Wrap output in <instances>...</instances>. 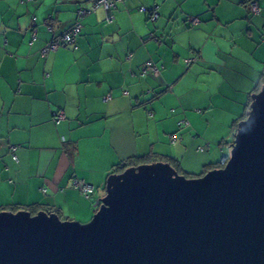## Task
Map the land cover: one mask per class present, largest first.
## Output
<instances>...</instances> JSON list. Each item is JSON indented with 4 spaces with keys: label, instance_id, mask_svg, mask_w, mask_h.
<instances>
[{
    "label": "crops",
    "instance_id": "crops-1",
    "mask_svg": "<svg viewBox=\"0 0 264 264\" xmlns=\"http://www.w3.org/2000/svg\"><path fill=\"white\" fill-rule=\"evenodd\" d=\"M90 1L0 0V211L38 205L87 223L112 167L133 157L201 173L211 158L193 154L197 113L215 106L237 120L264 75V0H254L257 15L251 0H124L111 21L101 8L83 18L76 47L42 56ZM148 62L158 76L140 74ZM58 111L65 119L55 124ZM73 144L71 157L64 146ZM75 180L93 194L84 197Z\"/></svg>",
    "mask_w": 264,
    "mask_h": 264
},
{
    "label": "water",
    "instance_id": "water-1",
    "mask_svg": "<svg viewBox=\"0 0 264 264\" xmlns=\"http://www.w3.org/2000/svg\"><path fill=\"white\" fill-rule=\"evenodd\" d=\"M229 149L199 177L163 162L109 175L85 224L0 211V264H264V83Z\"/></svg>",
    "mask_w": 264,
    "mask_h": 264
},
{
    "label": "built area",
    "instance_id": "built-area-1",
    "mask_svg": "<svg viewBox=\"0 0 264 264\" xmlns=\"http://www.w3.org/2000/svg\"><path fill=\"white\" fill-rule=\"evenodd\" d=\"M118 1H120V0H96L92 3V5L90 6V8L88 10H85V9L78 10L76 13V17H77L76 20L77 21L74 24V26L64 35L55 36L46 45V47L43 48V50L41 51L42 56L46 55L50 51H55L59 48H66V47H73L74 48V46H72V45L74 44L77 36L79 35V33L81 31V24H80L79 20L83 19V17H85L89 13H95L96 10L99 8H101L105 11L112 10L115 8V4ZM248 9H249V13L251 15H257L260 11L259 6L255 1H250L248 3ZM139 11L145 12L146 10L144 8H140ZM149 15H150V20L155 21L157 19V13L155 11L151 12ZM34 20L35 19H33V21ZM108 21H111V20H108ZM188 22L191 26H195L199 23V20L197 18H190V19H188ZM35 37H36V30L33 31L31 39L33 40V39H35ZM193 62H194V60H186L185 61L187 66ZM147 73L151 74L153 76H158V70L151 62L146 63L142 67L141 72H140V74L142 76H144ZM64 119H65V116H64V113L62 111L56 112L53 116V122L55 124H59ZM186 125L187 124L184 120H181L180 122H178L179 128L186 127ZM177 141H178V136L176 134L170 136V143L171 144H174ZM200 151H202V150L200 149ZM73 187L78 189L81 192V194L86 198H89L93 194V191H94L92 186L87 185L84 182L77 181V180H75L73 182ZM43 192H45V191L43 190ZM95 205L96 206L98 205V201L95 203Z\"/></svg>",
    "mask_w": 264,
    "mask_h": 264
},
{
    "label": "rangeland",
    "instance_id": "rangeland-1",
    "mask_svg": "<svg viewBox=\"0 0 264 264\" xmlns=\"http://www.w3.org/2000/svg\"><path fill=\"white\" fill-rule=\"evenodd\" d=\"M221 96L223 97L222 94ZM244 96L245 98L247 97V95H243V97ZM222 97L220 99H222ZM245 105L246 103L243 104V107L240 110L241 112L236 116L237 118L243 114V108L245 107ZM223 111L224 110H221L220 108H217L215 106L211 110H204L202 112L199 111V113L197 114H200L201 121L196 126V130H192V133L190 134V139L195 140L192 142H196V141L198 142L197 144H193V150H195L193 154H198V156L209 155L211 160L208 163H214L216 161H219L223 155L224 156L229 155L230 149L227 143L232 141L233 134L231 133L232 132L231 127L233 125L232 121L234 120L228 121V120L223 119V114H222ZM195 114H196V111H195ZM224 120L225 122H223ZM206 145L210 146V147L208 146L210 148L209 151H206L203 153H198L196 151L197 147H203ZM198 169L199 168L197 169L195 168V170L188 171L190 173L184 174V176L185 175L187 176L197 175L198 173H200ZM190 178H193V177H190ZM80 224H85V223H80Z\"/></svg>",
    "mask_w": 264,
    "mask_h": 264
},
{
    "label": "trees",
    "instance_id": "trees-1",
    "mask_svg": "<svg viewBox=\"0 0 264 264\" xmlns=\"http://www.w3.org/2000/svg\"><path fill=\"white\" fill-rule=\"evenodd\" d=\"M28 1V0H27ZM29 1H32V0H29ZM94 1H96V0H91L90 1V6L92 5V3L94 2ZM251 1H254V0H251ZM250 2V1H249ZM248 2V3H249ZM90 6H89V8H90ZM89 8H79L78 10H80V9H85V10H88ZM77 10V11H78ZM77 11H76V13H77ZM90 14H93V13H89L88 15H90ZM88 15H86V16H88ZM85 16V17H86ZM85 17H83V18H85ZM33 19H35V18H33ZM33 19H32V21H33ZM76 19H77V17H76ZM150 19V18H149ZM35 21V20H34ZM33 21V22H34ZM76 21L77 20H75V22H74V24L76 23ZM81 21H82V19L81 20H79V22H80V24H81ZM74 24H72V25H70L68 28H66L63 32H61L60 34H58V35H54L53 37H52V39L55 37V36H62V35H64L65 33H67L73 26H74ZM34 30H36V28H32V31H31V36H32V33H33V31ZM36 32H37V30H36ZM80 34V33H79ZM79 36V35H78ZM77 36V37H78ZM51 39V40H52ZM50 40V41H51ZM49 41V42H50ZM48 42V43H49ZM47 43V44H48ZM46 44V45H47ZM46 45L44 46V48L46 47ZM72 46H74V47H76V40H75V42H74V44L72 45ZM66 48H68V47H66ZM69 48H73V47H69ZM263 83H264V75L262 76V78H261V80H260V82L258 83V84H256V86H255V88H254V90H253V92L251 93V94H249V99H248V101H247V104H246V108L244 109V112H243V114L240 116V117H238L237 118V120H235L234 121V123H233V125H232V127H231V133L234 135L235 134V131H236V126H237V123L238 122H240L241 120H243V119H245L246 118V116H247V112L249 111V104H250V96L253 94V93H257L259 90H260V88H261V86L263 85ZM232 141H233V136H232ZM232 141L231 142H229V143H227L228 144V146H230V144L232 143ZM65 147V149H66V151H67V153H68V155L69 156H71V157H73L74 155H75V152H76V147H75V145L73 144V145H70L69 147L66 145V146H64ZM168 160H167V162L178 172V174H181V175H184V173H182V171H181V169H180V167H179V164H178V162L177 161H175V160H172L171 158H167ZM227 160H228V156H222V158L219 160V161H216V162H214V163H210V164H208V165H205L204 167H203V169H202V171H201V173L200 174H198V175H193V176H187V175H185V176H187V178H190V177H199V176H202V175H204L206 172H208V171H210V170H214V169H220V168H223L224 167V165L226 164V162H227ZM155 162H157L156 161V158L153 156V155H145V156H141V157H133V158H129V159H127V160H124V161H121V162H119L118 164H116V165H114L113 167H112V172H111V174H119V173H121V172H123L125 169H127V168H130V167H136V166H138V165H140V164H151V163H155ZM110 174V175H111ZM104 190V189H103ZM95 203L96 202H94L93 203V206H94V209H96V206H95ZM40 207L38 206V205H32V206H29V207H26V208H22V209H20V208H18V207H16V206H11V207H9V208H7V209H3L2 211H10V212H17V211H19V210H25V211H27V212H29L31 215H35L37 212H39L40 211ZM97 210V209H96ZM43 211H45V212H48V213H55V212H53L52 210H49V209H46V210H43ZM56 214V213H55ZM57 215V214H56Z\"/></svg>",
    "mask_w": 264,
    "mask_h": 264
}]
</instances>
